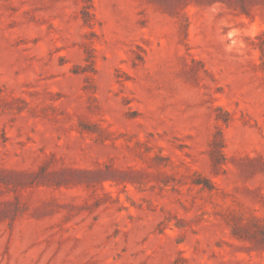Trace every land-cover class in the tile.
<instances>
[{"label": "rangeland", "instance_id": "rangeland-1", "mask_svg": "<svg viewBox=\"0 0 264 264\" xmlns=\"http://www.w3.org/2000/svg\"><path fill=\"white\" fill-rule=\"evenodd\" d=\"M264 0H0V264H264Z\"/></svg>", "mask_w": 264, "mask_h": 264}, {"label": "trees", "instance_id": "trees-1", "mask_svg": "<svg viewBox=\"0 0 264 264\" xmlns=\"http://www.w3.org/2000/svg\"><path fill=\"white\" fill-rule=\"evenodd\" d=\"M263 53H264V49H263Z\"/></svg>", "mask_w": 264, "mask_h": 264}]
</instances>
